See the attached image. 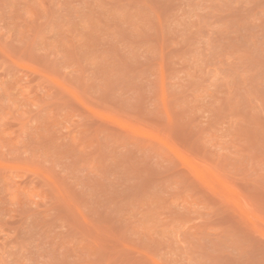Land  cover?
I'll use <instances>...</instances> for the list:
<instances>
[{
    "label": "rangeland",
    "instance_id": "rangeland-1",
    "mask_svg": "<svg viewBox=\"0 0 264 264\" xmlns=\"http://www.w3.org/2000/svg\"><path fill=\"white\" fill-rule=\"evenodd\" d=\"M0 264H264V0H0Z\"/></svg>",
    "mask_w": 264,
    "mask_h": 264
}]
</instances>
